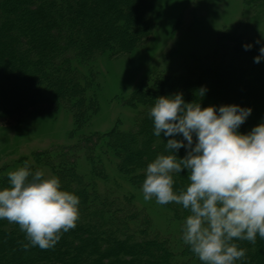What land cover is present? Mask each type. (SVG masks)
<instances>
[{
    "label": "trees",
    "instance_id": "obj_1",
    "mask_svg": "<svg viewBox=\"0 0 264 264\" xmlns=\"http://www.w3.org/2000/svg\"><path fill=\"white\" fill-rule=\"evenodd\" d=\"M157 1L0 0V124L19 123L31 110L65 108L81 129L98 110L93 65L104 55H127L149 39L158 27ZM243 2L251 12L250 23L264 28V0ZM245 44L253 47L246 51ZM261 46L264 29L251 34L241 24L229 26L206 57L191 58L176 71L150 72L128 101L139 110L128 130L118 126L104 134L81 136L72 146L36 152L32 160L21 158L0 168V188L8 186L9 171L28 161L33 170L48 169L65 190L80 198L77 226L49 250L25 251L22 245L27 241L18 225L0 220V264H200L181 238L189 214L182 206L164 205L181 222L176 244L136 207L135 195L100 192L95 181L80 173V158L91 165L97 180L109 179L106 167L113 161L128 183L141 188L147 164L165 152L167 140L182 139L154 136L148 115L157 98L176 93L202 108H251L238 129L247 134L264 122V61L254 63ZM201 87L207 89L203 96L198 94ZM177 155L183 158L186 150L181 148ZM187 175L185 170L175 178L176 190L186 187ZM235 242L246 250V258L237 264H264V239Z\"/></svg>",
    "mask_w": 264,
    "mask_h": 264
},
{
    "label": "clouds",
    "instance_id": "obj_2",
    "mask_svg": "<svg viewBox=\"0 0 264 264\" xmlns=\"http://www.w3.org/2000/svg\"><path fill=\"white\" fill-rule=\"evenodd\" d=\"M243 47L247 51L253 45ZM261 61L264 46L254 57V63ZM206 91L201 87L198 94ZM251 113L239 105L202 108L185 102L182 93L159 97L149 109L154 136L182 139H168L165 152L147 164L143 199L175 203L189 213L181 238L200 264H237L246 250L235 241L264 239V122L247 134L238 131ZM181 148L183 158L177 155ZM185 170L188 183L176 190L175 178ZM7 182L0 188V220L18 225L25 251L52 249L77 226L80 198L65 190L59 177L33 170L25 161L7 173Z\"/></svg>",
    "mask_w": 264,
    "mask_h": 264
},
{
    "label": "rangeland",
    "instance_id": "obj_3",
    "mask_svg": "<svg viewBox=\"0 0 264 264\" xmlns=\"http://www.w3.org/2000/svg\"><path fill=\"white\" fill-rule=\"evenodd\" d=\"M250 16L243 0H158L156 32L131 53L104 55L93 65L97 71L93 85L98 107L96 114L79 130L73 115L65 108L45 112L31 110L19 123H1L0 168L21 158L32 160L36 152L72 146L81 136L104 134L118 126L128 130L139 111L131 108L128 101L152 70L176 71L191 58L206 57L218 36L229 26L241 24L251 34L264 29L251 24ZM80 159V173L87 180L95 181L100 192L116 191L121 197L135 195L136 207L151 217L153 227L179 244L181 222L174 220L166 206L154 200L145 201L141 188L136 189L128 183L113 161L106 167L109 179L102 181L92 176L91 165L85 158ZM44 171L52 175L48 169Z\"/></svg>",
    "mask_w": 264,
    "mask_h": 264
}]
</instances>
